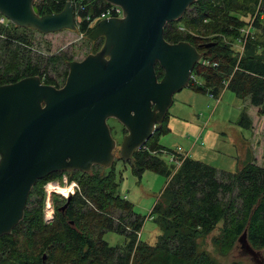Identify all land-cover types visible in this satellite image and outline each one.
Returning <instances> with one entry per match:
<instances>
[{
  "label": "trees",
  "instance_id": "trees-1",
  "mask_svg": "<svg viewBox=\"0 0 264 264\" xmlns=\"http://www.w3.org/2000/svg\"><path fill=\"white\" fill-rule=\"evenodd\" d=\"M81 1L91 15L100 14L109 6L103 0ZM262 1L195 0L183 14L182 26L176 21L167 23L163 37L168 43L188 42L197 48L203 59L217 63L216 68L196 64L192 74L203 84H190V88L211 92L217 97L223 84L228 82L226 88L238 98H249L251 106L258 107L259 115L264 119V42L248 35L243 46L244 53L238 58L231 46L221 39V36L233 40L244 38L240 29L249 22L245 23L233 13L243 10L252 16L255 7ZM65 4L66 0H44L39 5L34 3V6L40 15H45L60 12ZM76 26L85 38L95 27L90 28L85 22L76 23ZM255 26L252 24L251 29L257 31L262 27L260 32L264 34L261 19L256 18ZM180 27L185 32L190 29L199 31L205 38L194 40L190 34L180 31ZM102 44L103 39L100 38L94 44V50L100 49ZM204 44L213 45L210 48L199 47ZM20 55L26 61V66L21 69L15 64L14 70L0 68L1 85L27 76H39L43 83L57 85L45 72L32 65L25 53L21 52ZM61 60L59 56L47 59L52 66L62 63ZM155 72L158 79L163 76L158 65ZM66 75L67 72L64 79ZM165 119L145 146L134 152L133 161L117 159L130 164L133 175L139 179L146 169H152L166 178L164 188L147 217L152 218L158 228V235L152 244L140 239L137 241L136 233L146 218L136 214L133 205L117 194L113 163L110 168L103 169L102 174L93 172L92 167L89 173L75 172L70 178L80 186L78 199L70 206L71 211L66 216L75 222V229L62 224L65 217H61L63 221L54 228L44 224L40 186L56 173L39 180L31 189L23 219L13 231L22 235L25 249L21 251L16 248L19 239L17 242L12 238L14 233L1 236L0 263L10 260L14 264H51L53 260L57 264H213L203 252L198 251L199 239L218 225L220 232L214 239L215 244L225 242L231 246L246 231L247 241L252 248H264V168L247 159L236 173L230 174L185 157L172 174L176 168L169 169L159 158L162 152L169 155L174 153L158 143L160 136L168 131ZM238 125L250 128V120L244 112ZM121 132L122 136L126 134L123 127ZM86 200L92 202L91 207ZM106 205H113L111 208L124 210L126 214L113 218L111 209ZM87 206L85 210L83 207ZM106 233L123 236L124 244L109 246L102 238ZM44 254L46 258L42 262Z\"/></svg>",
  "mask_w": 264,
  "mask_h": 264
},
{
  "label": "water",
  "instance_id": "water-1",
  "mask_svg": "<svg viewBox=\"0 0 264 264\" xmlns=\"http://www.w3.org/2000/svg\"><path fill=\"white\" fill-rule=\"evenodd\" d=\"M103 1L120 7L122 17L97 22L87 39L102 38V46L81 61H68L61 87L45 84L39 76L0 84V237L23 219L39 180L113 165L117 142L109 119L126 132L119 158L133 161L134 152L162 127L174 94L189 86L202 57L188 42L168 43L163 37L165 25L182 18L195 0ZM0 15L41 34L76 29L70 3L60 12L40 15L34 0H0ZM156 65L163 71L160 79ZM237 242L253 264H264L246 231Z\"/></svg>",
  "mask_w": 264,
  "mask_h": 264
},
{
  "label": "rangeland",
  "instance_id": "rangeland-1",
  "mask_svg": "<svg viewBox=\"0 0 264 264\" xmlns=\"http://www.w3.org/2000/svg\"><path fill=\"white\" fill-rule=\"evenodd\" d=\"M263 1L255 7L252 16L243 10H238L233 14H236L245 23L250 20L253 21V26H255L256 18L261 19V23L264 25ZM176 22L179 23V26H182L181 18ZM179 29L185 32L183 27ZM241 29L244 31V33H241L244 36L253 35L261 43L264 42V34L260 32L262 27L257 28L259 31H256L254 29L250 30L247 25H244ZM185 33L190 34L194 40L205 38L201 35V32L193 29L186 30ZM221 39L222 42L231 46L238 58L243 55V43L239 42V38L233 40L230 37L221 36ZM94 49V44L83 35H80L77 26L75 30H61L55 33L41 34L30 29L14 27L6 20L0 23V68L14 70L16 69L15 64H17L18 68L23 69L26 66V61L20 55L23 52L31 59L32 65H36L43 73H46L47 77L53 79L59 85H63V78L65 72H67V67L64 64L65 60L81 61L88 54L93 53ZM51 56H59L62 63L52 66L47 61ZM197 79L199 83L203 84L201 79ZM227 83H222L223 89L214 98H211L208 93L189 86L175 93L173 103L165 119L170 121L174 130H168L166 134L160 136L158 143L167 150L177 153L175 154L177 157L185 158L182 154L189 151L190 144L199 140L197 148L206 153L205 163L224 173H236L239 166H242V163L247 159L252 160L256 166L264 168V119L259 115V108L251 106L249 98H238L231 90L226 88ZM177 109L180 110L179 118L173 117ZM242 112L250 120L249 129L238 125ZM187 122H189V125H186ZM107 124L112 137L117 142L116 160L114 162V182L117 186V194L133 205L136 214L146 218L140 230L136 233L137 241L140 239L152 244L158 235V228L152 218L147 219V217L164 188L166 178L152 169L144 170L140 179L134 176L130 164L117 160L120 159L119 144L123 138L122 126L114 119H109ZM194 153L195 151L192 155L195 157ZM159 158L164 161L169 169L176 168L173 169L172 174L181 164L172 162L170 155L164 152L159 154ZM93 167V172L96 171L98 174L104 172V168ZM40 187L41 196L43 197L42 216L46 223L51 220L56 203L59 204L61 200L66 199L67 194L74 191L78 194V190H80V186H77L75 180L68 179L66 181L65 176L57 177L56 175ZM86 201L89 202L88 206L91 207L92 202ZM88 206L83 208L86 210ZM106 206L111 209L113 218L126 214L124 210L111 208L113 205L111 207ZM219 229L220 225L199 239L198 251L203 252L213 264L252 263L249 256L241 253L237 240L231 246H228L225 242L215 244L214 239L219 235ZM95 231L93 233L96 235ZM98 231L100 230L98 229ZM12 238L17 242L19 239L16 248L23 251L25 247L23 246L22 235L17 231ZM102 238L109 246L123 245L125 242L123 236L115 233H106ZM260 251L264 257V248ZM54 263L55 261L52 260L51 264ZM0 264L14 263L9 260Z\"/></svg>",
  "mask_w": 264,
  "mask_h": 264
},
{
  "label": "built area",
  "instance_id": "built-area-1",
  "mask_svg": "<svg viewBox=\"0 0 264 264\" xmlns=\"http://www.w3.org/2000/svg\"><path fill=\"white\" fill-rule=\"evenodd\" d=\"M44 0H34V3L36 4H41L43 3ZM66 3H70L74 6V19H75V24L76 23H87L88 26L90 28H92L93 26H95L97 24V22H99L100 20L103 19H107V18H112V17H122V10L120 7L115 6V5H111L108 4V8H105L104 11H102L100 14L97 15H91L87 9H86V5L82 3L81 0H66ZM4 20H6L7 22H9L6 18H4L3 16L0 15V23H2ZM253 24V21H249V24H247V26L249 27V29L251 30V26ZM242 33H244V31L241 29L240 30ZM248 35H245L244 38H240L239 42L244 43L246 42V38ZM198 63L201 64V66H211L213 68L217 67V63L215 62H210L209 60L203 59L201 57V59L198 61ZM197 63V64H198ZM193 85V86H197L200 85V83L198 82V79L196 76H194L193 74H191L190 80H189V85ZM209 96L211 98H214V95H212L211 92H208ZM177 153H173L170 155V160L174 163H181L183 158H179L177 157V155H175Z\"/></svg>",
  "mask_w": 264,
  "mask_h": 264
},
{
  "label": "flooded vegetation",
  "instance_id": "flooded-vegetation-1",
  "mask_svg": "<svg viewBox=\"0 0 264 264\" xmlns=\"http://www.w3.org/2000/svg\"><path fill=\"white\" fill-rule=\"evenodd\" d=\"M37 9V8H36ZM38 11V10H37ZM76 25V24H75ZM80 35L82 36V34L80 33ZM87 39V38H86ZM98 40H100V38L99 39H97V40H95V41H91V43H93V44H95ZM99 50V49H98ZM98 50H96V51H98ZM96 51H94L93 53H96ZM90 54H92V53H90ZM68 61H73V60H65V62H64V64H65V66H66V63L68 62ZM67 67V66H66ZM67 73H68V68H67ZM67 76V75H66ZM66 79V78H65ZM64 78H63V82H65L64 80H65ZM57 84V83H56ZM64 84V83H63ZM54 86V85H53ZM62 85H59V84H57L55 87H57V88H59V87H61ZM75 172H58V173H56V176L58 177V176H65V179H66V181H68V179H70V178H73V176L75 175L74 174ZM76 184H77V186L79 187V185H78V183H77V181H76ZM79 191V190H78ZM62 195H64V194H62ZM66 199H64V200H61L60 202L61 203H59V204H57L56 203V205L54 206V209H53V215L51 216V220L49 221V222H45L44 220H43V222H44V224L46 225V226H48V228H54V227H56V224L58 223V222H60V221H63L62 222V224H64V225H66V226H69L71 229H75V222L74 221H72V220H70L68 217L66 218V216L69 214V212L71 211L70 210V206H72V205H74L75 203H76V201H77V199H78V194L76 193V191H74V192H72L71 194H67L66 196ZM61 217H65V218H63V220H62V218ZM63 225V226H64ZM18 226V225H17ZM16 226V227H17ZM15 227V228H16ZM14 228V229H15ZM14 229L11 231V233L10 234H7V235H11V234H13L14 232ZM45 258H46V254H44L43 256H42V262H44L45 261Z\"/></svg>",
  "mask_w": 264,
  "mask_h": 264
},
{
  "label": "crops",
  "instance_id": "crops-1",
  "mask_svg": "<svg viewBox=\"0 0 264 264\" xmlns=\"http://www.w3.org/2000/svg\"><path fill=\"white\" fill-rule=\"evenodd\" d=\"M177 112H179V113H177ZM177 112L175 113L174 112V114H173V117H175V118H179V116H178V114H180V110L179 109H177ZM166 117V116H165ZM186 125H189V122H187V124ZM166 126H167V129L169 130V131H172V130H174L173 129V125H171L170 124V121H168V120H166ZM199 136V135H198ZM197 140V139H196ZM198 141L199 140H197V141H195L193 144H190V146H189V151L188 152H185V154H182L183 155V157H190V158H193V159H195V160H199V161H201V162H203V163H205V161H204V158H205V156H206V153H204V152H202L201 150H198V148H197V144H198ZM174 145H177L176 143H173ZM195 151V157L192 155L193 154V152ZM239 155V154H238ZM197 156V157H196ZM241 166H239V168H240ZM238 168V169H239Z\"/></svg>",
  "mask_w": 264,
  "mask_h": 264
}]
</instances>
